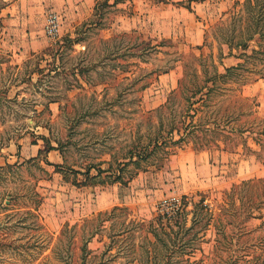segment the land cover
<instances>
[{
	"label": "rangeland",
	"instance_id": "374dc122",
	"mask_svg": "<svg viewBox=\"0 0 264 264\" xmlns=\"http://www.w3.org/2000/svg\"><path fill=\"white\" fill-rule=\"evenodd\" d=\"M113 1L0 0V82H11L12 98L0 102V157L9 146L40 145L31 160L1 170L0 200L12 203L15 213L3 230L19 244L0 247V264L147 263L139 246L150 222L166 239L158 264H264V55L239 56L241 48L224 42L231 34L237 42L239 26L229 34L220 29L232 27L230 16L244 0H228L222 16L208 18L199 45L185 31L166 30L165 36L161 26L133 21L135 3ZM53 13L56 38L46 33ZM82 21L98 23L82 26L85 46L66 50L65 69L54 77L36 71V83H16L33 66L35 53ZM39 36L44 43L29 45ZM258 42L249 41L246 52ZM112 50L117 56L102 58ZM239 61L244 65L238 73L219 80L205 101L203 93L193 96L207 76ZM40 66L47 72L51 65L41 60ZM149 139L168 145L157 148L130 180L113 182L105 172L86 179L89 166L102 162L117 169ZM50 144L57 162L48 157ZM193 151L200 163L213 165L197 167ZM35 189L44 196L38 219L45 228H22L32 221L17 224ZM176 198L180 212L157 224L164 201ZM114 205L126 209L85 221ZM125 226L133 236L111 235Z\"/></svg>",
	"mask_w": 264,
	"mask_h": 264
},
{
	"label": "trees",
	"instance_id": "16d2710c",
	"mask_svg": "<svg viewBox=\"0 0 264 264\" xmlns=\"http://www.w3.org/2000/svg\"><path fill=\"white\" fill-rule=\"evenodd\" d=\"M113 2H117V0H114ZM108 3V0H107ZM110 3V2H109ZM229 25L228 26H222L220 29H224L225 31L223 33H231L234 32L239 26V33L241 34V37L237 40V42H233V34L228 38L229 40H226L224 42H227L228 45H230L231 48H241L243 52L239 54V56H249L253 54H263L264 55V0H244L243 8L241 10H238V12H234L231 14ZM224 21V20H223ZM219 22L223 25L224 22ZM98 22L95 21H82L80 24H77L75 27L74 32H67L65 33L61 39H57L54 44H50L46 46L44 49H42L39 53H35L34 55H38L36 58V61L33 62V66H30V70L25 72L21 77H17V84L19 82L21 83H36L38 81V78L34 80V74L36 71L38 73H43V75H48L50 77H54L64 68L62 61L64 60V55L66 54V50L69 48L75 50L73 47H75L77 44L85 46L83 43L86 40L85 32L86 29L91 27L93 24H97ZM88 24V25H87ZM87 25L86 29H83L82 26ZM220 26V24H217ZM230 31V32H228ZM244 35V36H243ZM257 37L259 39V42L257 43V46H254L251 49V53L246 52L248 42L251 41ZM106 40H111V38H105ZM55 43L58 44V48L55 47ZM61 50H60V49ZM245 51V52H244ZM231 53V52H229ZM50 55L53 59L59 58L60 63L57 64V62H50L49 58L46 57V55ZM115 57L117 56V53H115V50L105 52V54L102 56V58H108V57ZM3 58H6L5 55L2 54ZM264 60V58H261ZM41 60H47V64L51 65L50 68H48L47 72H45L46 68L40 66ZM3 61L2 59L0 60ZM28 62L30 61L27 60ZM243 62L239 61L237 64L224 66L223 71H215L212 75L207 76L205 79L204 84H199L197 87V90L193 92V96H195L197 93H203L205 94V98H203V101H205L212 93V91L219 85L218 81H228L227 79H232L233 75L238 73V69L240 67H243ZM82 70V66H76L75 70ZM87 69V68H85ZM11 82H0V102L1 101H9L12 100V98L9 95ZM211 83V84H209ZM38 85V84H37ZM207 88L206 91L204 89ZM18 93V92H17ZM17 94H15V97ZM201 96L200 98H202ZM54 98V97H49ZM56 99H51V101H55ZM45 138V136H43ZM168 145L167 140H160V139H149L146 144H144L139 150H131L130 154L128 156H125L123 160L120 162L117 169H113L112 165L110 164L108 167L103 168L102 162H98L97 166H89L84 174H86V179H94L97 175H100L101 173L105 172L106 175L109 177H112L113 182H124L125 180H130L133 178L140 169L145 170L143 162L148 160L149 157L156 151L157 148H161L162 146ZM50 148H56L54 145L50 144ZM40 151V150H39ZM32 158H29L28 160H31ZM49 164H52L49 160L46 161ZM23 163V162H22ZM22 163H10L6 162L4 165H0V174L1 170L8 168V167H14L16 165H20ZM54 164V163H53ZM57 168L60 167L59 164H54ZM132 165V168H129V166ZM95 167L97 169V174H91V169ZM77 171V170H76ZM78 173H80V170H78ZM86 184V183H84ZM44 196L39 192L37 189L34 190L30 205L27 206L28 208L22 211V213L18 217V223L21 224L24 223L28 218H30L32 221L27 224L21 226L22 228H34V229H41L45 228V223L40 222L38 218H42L41 212H40V206L43 203ZM181 203V202H180ZM18 206V205H17ZM16 207V206H15ZM14 206H12V203L4 204L3 201L0 200V211L2 210L5 212V215L3 218H0V247L10 244L13 242L14 245H17L19 243H14L13 240H7L8 233L3 230L7 224L10 218L15 214L13 211H9L13 209ZM181 204H179L176 211L172 214H168L166 212L158 211L157 216L155 217V222L159 224L163 220H170L173 218L177 213L180 212ZM126 207L120 206V205H114L110 209L106 210H100L97 212L95 217H92L91 219H86L85 221L89 223H94L95 219H99L102 217L103 220H107L108 217H111L113 214L123 213L125 211ZM68 224V223H67ZM97 224V223H96ZM97 226V225H96ZM150 230V234H146L145 238L142 241V244L139 246L142 248V250L145 252L144 257L147 261V263L144 261H141V264H158L159 259H162V248L161 243L166 244V239L162 236L161 232L158 230L157 225L155 223L150 222L148 224ZM93 232V230H92ZM120 234H123V238H129L133 236L131 233L129 227L125 226L119 231H114L112 233V236H118ZM90 236H93V233H90ZM88 239V238H87ZM87 240L83 243V250L86 249V243ZM35 244V243H34ZM41 244V243H40ZM21 245H25L24 243ZM110 248H112L110 246ZM168 248V246H167ZM165 253H163L164 255Z\"/></svg>",
	"mask_w": 264,
	"mask_h": 264
},
{
	"label": "crops",
	"instance_id": "0c3cea01",
	"mask_svg": "<svg viewBox=\"0 0 264 264\" xmlns=\"http://www.w3.org/2000/svg\"><path fill=\"white\" fill-rule=\"evenodd\" d=\"M128 1L135 3L134 13L132 14V16H134L133 21L138 19L139 22L155 27V29H158L161 26L160 29L163 31V35L165 36H167L166 30L169 31V35H172V32H176L177 30L179 32L185 31V35H187L188 40L196 45H199L204 41V22L207 21L208 18L211 20L212 16H222L228 9V0H191V5H186L179 2L175 3V1L179 0ZM84 4L86 6V3ZM81 6V3L76 5L79 10ZM208 24L209 23L207 22V25ZM37 42L44 43V37L39 36L37 39H31L28 43L29 45L30 43L32 45L33 43ZM39 149L40 145L38 143L31 142L21 143L19 150L18 148L9 146L6 151L7 155L0 157V165L5 164L6 162L22 161L26 158H30L31 156H35L38 154ZM195 153L196 152L193 151V162L197 163V167L203 168L213 165L211 163H209V165H207L208 163H200L199 156L197 153ZM56 156L58 157L56 148L50 149L48 151V157L51 161H59L52 158Z\"/></svg>",
	"mask_w": 264,
	"mask_h": 264
},
{
	"label": "built area",
	"instance_id": "2783aa9c",
	"mask_svg": "<svg viewBox=\"0 0 264 264\" xmlns=\"http://www.w3.org/2000/svg\"><path fill=\"white\" fill-rule=\"evenodd\" d=\"M46 33L52 38H56L59 35V28L56 14H50L47 20ZM180 204V200L176 198L175 200H170L168 202L164 201L160 207V211L172 214L176 211Z\"/></svg>",
	"mask_w": 264,
	"mask_h": 264
}]
</instances>
